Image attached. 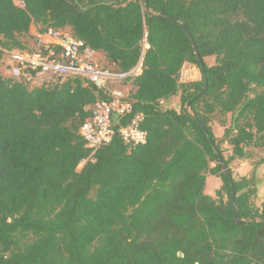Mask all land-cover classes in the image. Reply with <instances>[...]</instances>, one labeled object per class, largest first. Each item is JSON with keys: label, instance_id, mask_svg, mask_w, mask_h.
Wrapping results in <instances>:
<instances>
[{"label": "trees", "instance_id": "trees-1", "mask_svg": "<svg viewBox=\"0 0 264 264\" xmlns=\"http://www.w3.org/2000/svg\"><path fill=\"white\" fill-rule=\"evenodd\" d=\"M19 1L0 0V64L32 25L70 27L117 70L142 64L130 98L148 137L93 153L80 128L104 89L0 72V264H264V202L231 167L264 142V0ZM186 62L200 79L181 80Z\"/></svg>", "mask_w": 264, "mask_h": 264}, {"label": "built area", "instance_id": "built-area-1", "mask_svg": "<svg viewBox=\"0 0 264 264\" xmlns=\"http://www.w3.org/2000/svg\"><path fill=\"white\" fill-rule=\"evenodd\" d=\"M94 53L70 27H48L36 33L33 47L5 50L2 63L9 76L24 78L33 86L45 82L46 77L82 76L104 89L108 98L99 99L91 107V116L80 128V134L93 153L109 143L116 133L128 144H145L148 134L141 128L144 114L134 112V101L122 89L109 86L130 80L138 74V68L125 72L103 68L95 60ZM85 162L83 160L81 165Z\"/></svg>", "mask_w": 264, "mask_h": 264}, {"label": "crops", "instance_id": "crops-1", "mask_svg": "<svg viewBox=\"0 0 264 264\" xmlns=\"http://www.w3.org/2000/svg\"><path fill=\"white\" fill-rule=\"evenodd\" d=\"M39 31H40L39 26L34 24V25H32L30 32L27 35H25L24 37H22V39L24 41H26V44L28 47H33L35 45V35ZM31 36L34 37L32 42L27 43V40L30 39ZM94 58L97 62H100V64L107 65V67L112 68V69H116V66L113 65L112 63H110L109 60L106 58L104 52L95 51ZM190 64L192 65V63H190V62H186L183 65V68L185 66H189ZM3 66L5 67V65H3ZM3 66L1 65V67H3ZM136 67L138 68V71H139L138 74H139L142 71V64H139ZM5 69L8 71V69L6 67H5ZM121 89L127 95H131L136 89L133 85L132 78L130 80L126 81V84L122 85ZM162 103H164V102H162ZM164 104H166L169 107H172V108L179 110L180 109L179 96L173 97L169 102H166ZM230 122H231V114H228V117L226 119V125H222L219 122L215 121L213 124V129H214L215 134L218 137H222L224 130H225V127L230 125ZM225 143H226V148L228 147V151L227 152L225 151V154L226 155L231 154L232 153V146L227 141ZM246 151H247V155L243 158L234 159L233 162L231 163V167L233 168V170L235 171L236 174H238L240 176H248V177H251V175L253 174V171H254L253 167H257L255 169V173L253 175H254V179H255L254 181H255L256 186L258 188L257 203L261 204L262 202H264V167H263L262 163H259V161H261V159H262L261 156H264V142H260L258 144H251V145L246 147ZM251 152H253V153H251ZM252 155H253V157H252ZM211 176H214V175H212V174L207 175L206 185H207ZM205 191H206V189H205ZM206 193H208V192H206ZM215 193H208V194L215 196Z\"/></svg>", "mask_w": 264, "mask_h": 264}, {"label": "rangeland", "instance_id": "rangeland-1", "mask_svg": "<svg viewBox=\"0 0 264 264\" xmlns=\"http://www.w3.org/2000/svg\"><path fill=\"white\" fill-rule=\"evenodd\" d=\"M18 3H21L19 0H16ZM33 38L34 37H30V39H28L27 40V43L29 42V43H31L32 42V40H33ZM206 62L208 63V64H214L215 63V57L214 56H211V57H207L206 58ZM98 64L101 66V67H103V68H109V67H107V65H103V64H100V62H98ZM1 65L3 66L4 64H0V72L4 75V76H8L9 74V72L5 69V67L3 66V67H1ZM4 68V69H3ZM109 69H112V68H109ZM201 78V70H200V68L197 66V65H195V64H190L189 66H185L183 69H182V71H181V80H183V81H191V80H197V79H200ZM46 80H54V78H52V77H46ZM126 84V82H123V83H110V88H120L121 89V86L122 85H125ZM130 96V95H129ZM167 106V105H166ZM169 107V106H168ZM224 147H225V151L227 152L228 151V147L226 148V143H224ZM251 153H253V152H251ZM252 157H253V155H252ZM262 157V159H261V161H259V163H262V165H263V167H264V156H261ZM83 166V164L82 165H80L79 166V168L78 169H81V167ZM254 169V171H253V174L255 173V169L257 168V167H253ZM251 175V177L253 178V180H255L254 179V175ZM209 175V174H208ZM220 184H221V179H220V177H218V176H211L210 177V179H209V181H208V183H207V185H206V192H208V193H215L216 192V190H217V188H219V186H220Z\"/></svg>", "mask_w": 264, "mask_h": 264}, {"label": "water", "instance_id": "water-1", "mask_svg": "<svg viewBox=\"0 0 264 264\" xmlns=\"http://www.w3.org/2000/svg\"><path fill=\"white\" fill-rule=\"evenodd\" d=\"M192 43H193V45H194V41H192ZM196 54H197L198 59L201 60L200 53H199L197 50H196ZM212 143L214 144V141H212ZM214 145H215V144H214ZM214 147H215V149L217 150V147H216V146H214ZM220 159H221V161L223 160L222 157H220ZM237 221H241V220H237ZM179 255H182V254L179 253Z\"/></svg>", "mask_w": 264, "mask_h": 264}]
</instances>
